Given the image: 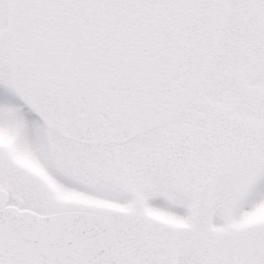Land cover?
Returning a JSON list of instances; mask_svg holds the SVG:
<instances>
[{
	"label": "snow or ice",
	"instance_id": "snow-or-ice-1",
	"mask_svg": "<svg viewBox=\"0 0 264 264\" xmlns=\"http://www.w3.org/2000/svg\"><path fill=\"white\" fill-rule=\"evenodd\" d=\"M0 264H264V0H0Z\"/></svg>",
	"mask_w": 264,
	"mask_h": 264
}]
</instances>
